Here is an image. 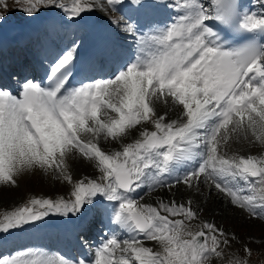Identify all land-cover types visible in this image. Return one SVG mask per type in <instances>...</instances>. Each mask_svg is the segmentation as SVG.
<instances>
[{
	"label": "snow or ice",
	"instance_id": "snow-or-ice-1",
	"mask_svg": "<svg viewBox=\"0 0 264 264\" xmlns=\"http://www.w3.org/2000/svg\"><path fill=\"white\" fill-rule=\"evenodd\" d=\"M19 2L32 17L59 8L73 21L97 7L94 0ZM103 2L111 11L148 6V0ZM258 5L264 9V0ZM7 6L0 0V8ZM152 6L172 10L175 19L163 28L146 25L147 31L124 21L122 31L135 48L109 76L73 85L76 57L69 49L50 65L45 83L26 78L16 92L0 87V186H16L32 170L72 183L68 161L77 157L99 172L76 182L70 200L34 198L4 213L0 237L50 214L79 215L85 205L99 206L113 225L91 258L54 259L23 249L0 256V264H220L234 237L200 222L191 201L153 207L133 198L143 188L191 189L201 177L230 205L264 218V155L226 152L234 142L264 145V12L246 9L241 0H152ZM161 104L177 110L176 119L160 114ZM133 131L141 138L123 143ZM101 141L120 143L122 150L106 151ZM193 222H200L196 230ZM119 230L129 238H118ZM228 264L247 261L233 256Z\"/></svg>",
	"mask_w": 264,
	"mask_h": 264
},
{
	"label": "rangeland",
	"instance_id": "rangeland-1",
	"mask_svg": "<svg viewBox=\"0 0 264 264\" xmlns=\"http://www.w3.org/2000/svg\"><path fill=\"white\" fill-rule=\"evenodd\" d=\"M7 3H8L7 8H0V13H2L5 16V19L3 21H0V29L2 30H4V26L6 24H11V23H14L16 25L28 24L30 22H34L38 17L41 18L46 17L47 14L55 10V8L42 9L41 13H39L35 17H32L21 10L23 4L20 3L19 0H7ZM9 30L10 29L6 30V33H8ZM54 33L56 34L57 32ZM149 125L150 124H146L145 127H148ZM251 145L252 144H249L248 142H244V141L232 143V149H230V151L227 152V154L233 155V154H239L240 152L245 153L247 149L250 148L249 146ZM238 146H243V149L239 151V149L236 148ZM260 146L262 148L264 147V145L261 144ZM252 147H253L252 150H254V154L259 152L260 148L254 145V143ZM109 150H113L111 146L107 147V151ZM120 150H122V148ZM247 155H250V153ZM77 158L70 159L69 161H71V163L68 161L69 162L68 164H70L68 171L69 173H71L72 176L77 177L83 175L87 168H90V171L93 172L94 169H91V167H93L91 163L87 164L84 161L77 160ZM49 175L50 176H46V174L40 170H32L20 176L17 179V185L15 187L10 188L7 186H0V218H2L4 213L6 212L16 210L17 208L29 204V202L34 198H39V199L51 198L53 200H60L61 198L63 199L66 198V200L72 199L71 196H66L64 194V193H68L69 191V187L66 184L67 182L62 179L57 180L54 177H52L51 174ZM202 179L203 177L200 180ZM73 187H74V183H71L70 184L71 191ZM196 190L197 188H194L193 190L191 189L190 194L193 195L195 193H202L199 191L196 192ZM206 194L208 195V199L205 200V198L207 197L205 196L204 202L206 204L205 206L206 209L203 211H207V213L199 212V214H202L201 215L202 221H203V217H206L207 218L206 220L209 222V220L213 219L212 216H214L215 217L214 219L217 220L218 222L217 226L219 228L224 229L226 232L228 231L230 232V230H232L233 234L229 233V236L234 237V239L232 240L231 247L225 249V256L227 257V259L220 262V264H228V260L232 259L233 256L246 259L247 264H264V218L262 219L253 218L246 211L244 212V210L242 209H235L234 206L228 208L227 204H222L221 202L222 200L220 197L222 195L218 194V192L216 193V196L213 195L212 193L210 194V192L203 193V195ZM201 197L202 195H200V198ZM150 199L154 201L156 200L153 198ZM150 203H153V201H151ZM225 203L227 202L225 201ZM193 223L196 224L197 222H193ZM245 246L252 249L250 255L244 252ZM212 264H217V261L213 260Z\"/></svg>",
	"mask_w": 264,
	"mask_h": 264
},
{
	"label": "bare ground",
	"instance_id": "bare-ground-1",
	"mask_svg": "<svg viewBox=\"0 0 264 264\" xmlns=\"http://www.w3.org/2000/svg\"><path fill=\"white\" fill-rule=\"evenodd\" d=\"M64 2L66 4H71V1L70 0H64ZM94 3L97 5V7H95L92 11H89V12H95L99 17L100 19L105 23L106 27L108 28L109 32H110V35L112 38H114L115 40H117L118 38H122V36H125V37H128L129 35L125 34L123 31H122V27H123V24L124 22L122 20H120V18L115 14L113 16H108V12L111 11L108 7L107 4H104L103 0H94ZM151 3H152V0H151ZM103 4V7H99V5ZM59 9V8H58ZM56 9L55 10V17L56 18H60L62 19V12L59 13L58 10ZM258 9V8H257ZM256 9V10H257ZM160 12L161 13H164V14H174L175 12H173L172 10L168 9H163V8H159ZM115 20H120V25L117 26L116 24L112 23V21H115ZM32 26V24H30V27ZM38 26V22H36V27ZM29 29V27H28ZM18 33H22L21 32H18ZM54 33V32H53ZM27 36H31L29 39H32L33 38V34L30 33H27L26 34ZM109 36V35H108ZM52 37H53V45L56 43V40L58 39V34L54 33L52 34ZM110 37V36H109ZM13 39H15L13 37ZM117 47H119L118 44L114 43ZM43 68H44V65H43ZM159 112L160 114H163L164 112H168V119L171 120V119H176V111L177 110H170L167 106L161 104L159 106ZM138 128L140 126H137ZM140 135H139V132L137 131H133L131 136L127 137L123 143L127 144V143H131L133 142L134 140L136 139H140ZM108 146H111L113 150H120L121 149V144L120 143H117V142H107V141H101V147L107 151V147ZM263 151L264 150H261V153L259 155H262L263 154ZM77 160H80L79 158H77ZM71 163V161H69ZM72 162H75V161H72ZM194 164L191 165V167H193ZM91 169H94L93 167H91ZM86 170H89L90 171V168H87ZM93 174L95 175H98V170L94 169ZM202 178V177H201ZM201 181V180H200ZM138 195L136 196H147L146 198H153V199H156L157 201L161 202H165V203H168L170 201H176L178 203H184L186 201H191L192 202V207L194 209H198V210H205V202H204V198L205 196L203 195V193H195L193 195H183L182 192H180V189L178 187H172L171 189L169 188H157L155 190H148L147 188H143V189H140L139 192L137 193ZM200 195H202V197L200 198ZM145 198V199H146ZM226 198V202L225 203V199ZM221 202L222 204H227L228 205V208H231L233 207V205H230L229 203V199L225 196H221ZM155 201H153L154 203ZM151 206H155V205H151ZM235 207V206H234ZM99 206L95 207L94 208V211L92 212H87V214H89L92 219L95 218L96 214L98 213L99 211ZM124 235V238H129L128 234L123 231V230H119V233L116 234L118 238H120L119 236L120 235ZM103 236V234H101ZM111 235V232H107V235H104V236H110ZM105 238V237H104ZM103 238V239H104ZM12 239L14 240V236H12ZM103 239L97 237L95 239V243L96 244H102L103 243ZM1 246L2 244L0 243V252H1ZM123 246V245H122ZM145 246L146 247H152L153 250H158V247L155 245V242H148L146 241L145 242ZM93 249L89 248L88 250V257L91 258L92 254H93Z\"/></svg>",
	"mask_w": 264,
	"mask_h": 264
}]
</instances>
